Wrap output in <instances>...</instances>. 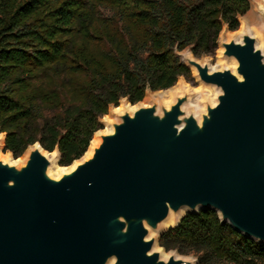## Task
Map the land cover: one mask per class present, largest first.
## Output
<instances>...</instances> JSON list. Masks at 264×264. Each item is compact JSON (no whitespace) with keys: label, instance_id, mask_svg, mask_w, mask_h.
<instances>
[{"label":"water","instance_id":"water-1","mask_svg":"<svg viewBox=\"0 0 264 264\" xmlns=\"http://www.w3.org/2000/svg\"><path fill=\"white\" fill-rule=\"evenodd\" d=\"M218 44L233 69L178 54L215 104L189 109L185 90L168 108L126 107L58 179L48 171L59 152L53 162L39 143L22 164L0 159V264H197L157 247L171 215L176 227L205 210L264 245V39Z\"/></svg>","mask_w":264,"mask_h":264},{"label":"trees","instance_id":"trees-1","mask_svg":"<svg viewBox=\"0 0 264 264\" xmlns=\"http://www.w3.org/2000/svg\"><path fill=\"white\" fill-rule=\"evenodd\" d=\"M249 0H0V133L15 158L39 143L67 167L122 99L141 103L188 78L178 54L212 55ZM197 264H264V245L212 210L159 239Z\"/></svg>","mask_w":264,"mask_h":264},{"label":"bare ground","instance_id":"bare-ground-1","mask_svg":"<svg viewBox=\"0 0 264 264\" xmlns=\"http://www.w3.org/2000/svg\"><path fill=\"white\" fill-rule=\"evenodd\" d=\"M254 18L252 19H240V27L238 31L235 32H227L225 34H223V40L224 41H229L231 37L235 38L236 40H239L241 38V35L245 32V31H250L251 34L253 36H256L258 38V46L262 45V40L261 37L252 29L251 25L252 23H254ZM221 60V59H220ZM222 61V60H221ZM218 64H222L221 62H218ZM208 88V91L211 92L210 87H206ZM185 90H188V86L187 84L180 78L178 80V82L176 83L175 86H173L172 88L168 89V90H164V91H159L156 93H153L149 98H147L145 103H140L141 105L144 106H149L152 103L157 104V105H163L166 108H168L172 103H174L175 99L177 96H180ZM211 101L213 102V104H215L216 98L215 97H210ZM121 105L118 107H113V110L115 113H122L126 107L129 108L131 110V112H134L137 107L139 106H130L129 104H127V102L125 101V99H122L121 101ZM122 103H124L122 105ZM201 107L198 106V109H200ZM106 116L103 117L101 119V122L105 123V130L100 131L98 133H96L93 136V139L90 143L89 149L88 151L85 153V155L83 156V158L80 160H87L89 158H91L92 154H93V150L95 147H97L100 143V138H99V134L100 133H111L112 129L110 127V124H107L104 120H106ZM1 138H4L3 134H0ZM33 147H36V145H34ZM4 158L3 160L10 163V164H22L24 162L25 159H18L17 161H14L11 157V154L7 153V154H3ZM47 156L49 158L53 159V162L57 159L58 156V152L57 150L47 154ZM78 162H74L71 166L69 167H60L56 164H54L48 171V174L51 178L54 179H58L60 178L63 174L68 173L72 170L75 169V167L77 166ZM184 214V211H182L178 216L177 219L180 220V218L182 217V215ZM175 216L171 215L169 217V219L166 221L165 223V229H168L170 227H174L176 225V221L174 219ZM168 255L163 253V257L166 258Z\"/></svg>","mask_w":264,"mask_h":264},{"label":"rangeland","instance_id":"rangeland-1","mask_svg":"<svg viewBox=\"0 0 264 264\" xmlns=\"http://www.w3.org/2000/svg\"><path fill=\"white\" fill-rule=\"evenodd\" d=\"M249 1L251 4V9L245 16L241 17V19H245V18L252 19V18H254L255 21H254V23H252L251 27L261 37V40L263 42V39H264V20L262 18V14L264 13V0H249ZM227 32H231V31H229L227 29V27H224V29L221 32L219 37H221V36L223 37V34H225ZM222 50H223V48L221 47V45L217 44V49L212 55H203L199 58H197L195 56L194 57L196 59H198L203 64L204 63L209 64V66L212 70H222L225 68L226 69H228V68L233 69V67L235 66V63L233 61H228L227 59L221 58V51ZM187 51H191V50L187 49L183 52H180L179 54H184ZM218 62H221L222 64H218ZM190 72H191V75L188 78L181 77V79L187 84L188 90H189V100H188L187 107L189 109H193V110L198 108V106L203 108L208 97H211V96L215 97L217 91L214 90L213 88H210L211 92H209L208 88H206L202 83H200L198 81V79L195 75V72L192 69L190 70ZM157 92H159V91H157ZM153 93H156V92H151V93L147 92L145 99L141 103H145L147 98H149ZM123 104L124 103H122V105ZM127 104H129V101L127 102ZM120 105H121V102L119 103V106ZM137 105L138 104H136L135 106H137ZM106 117L107 118L104 121L107 124H113V123L117 122L119 119L118 118L119 116L117 113L114 112L113 107L110 109L109 114ZM103 130H105V123L103 124L102 131ZM4 137H5V135H4ZM29 150H30V148L27 149V151L24 153L23 156H21L19 158H15L10 152H4V142H3V144L0 147V159H3L4 158L3 154H7V153L11 154L14 157V159H16L14 161H17L18 159H25ZM56 165H59V164H56ZM157 249L159 251H161L160 246L157 247ZM164 253H166L167 255L169 254V252H166L165 250H164ZM187 257L190 259L195 258L194 256H187Z\"/></svg>","mask_w":264,"mask_h":264}]
</instances>
